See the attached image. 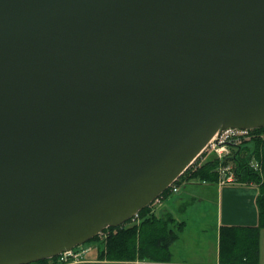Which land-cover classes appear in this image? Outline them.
<instances>
[{
  "label": "water",
  "instance_id": "95a60500",
  "mask_svg": "<svg viewBox=\"0 0 264 264\" xmlns=\"http://www.w3.org/2000/svg\"><path fill=\"white\" fill-rule=\"evenodd\" d=\"M260 127L264 0H0V264L125 224Z\"/></svg>",
  "mask_w": 264,
  "mask_h": 264
},
{
  "label": "trees",
  "instance_id": "16d2710c",
  "mask_svg": "<svg viewBox=\"0 0 264 264\" xmlns=\"http://www.w3.org/2000/svg\"><path fill=\"white\" fill-rule=\"evenodd\" d=\"M264 127L253 128L257 134L233 147L225 161L234 165L241 183L258 187L256 225L222 224L219 228V264H260L261 233L264 229ZM260 162L261 169L250 166L251 159ZM219 160L215 154L207 156L196 168H187L176 180L218 183ZM170 195L169 188L164 192ZM187 222L179 220L172 211L150 212L148 207L139 212V222L132 219L117 227H108V234L99 246L96 256L69 264H189L173 262V245L184 231ZM93 240H100L97 235ZM59 256L27 264H62ZM67 264V263H64Z\"/></svg>",
  "mask_w": 264,
  "mask_h": 264
},
{
  "label": "rangeland",
  "instance_id": "374dc122",
  "mask_svg": "<svg viewBox=\"0 0 264 264\" xmlns=\"http://www.w3.org/2000/svg\"><path fill=\"white\" fill-rule=\"evenodd\" d=\"M256 134L250 129L248 140ZM261 135L264 136V131ZM228 185L236 187L239 184L223 186ZM216 186L217 183L182 180L180 191L165 195L162 205L158 208V213L172 211L179 220L187 222L184 231L174 243V250L178 257L188 259V256H201L203 253L207 254L205 256L212 255L213 245L217 239L216 215L219 193ZM239 208L240 204L236 206V209ZM100 245H102L101 240L91 239L77 247H92L86 255L91 258L96 256ZM260 249V264H264V229L261 233ZM207 250L210 253L206 252Z\"/></svg>",
  "mask_w": 264,
  "mask_h": 264
},
{
  "label": "built area",
  "instance_id": "2783aa9c",
  "mask_svg": "<svg viewBox=\"0 0 264 264\" xmlns=\"http://www.w3.org/2000/svg\"><path fill=\"white\" fill-rule=\"evenodd\" d=\"M250 129H240V128H221L219 129L214 136L210 139L203 152L189 165L188 168H196L202 160L211 154H215L219 160L217 173L219 175L218 184L223 186L227 184L238 183L235 175L234 165L231 162H226V156L231 154L233 147L238 146L243 142L244 139H249ZM250 166L256 170H260V162L253 158L250 161ZM171 193L177 192L180 189L179 184L176 183V180L168 187ZM166 191V190H165ZM163 191L158 195L147 207L150 209V212H158V208L162 205L165 198ZM133 222H139V212L136 213L133 218ZM108 234V227L103 229L98 236L100 240H104ZM92 249V247H83L78 248L74 247L72 249L63 251L58 256V260L64 263L79 262L86 260L87 253Z\"/></svg>",
  "mask_w": 264,
  "mask_h": 264
},
{
  "label": "crops",
  "instance_id": "0c3cea01",
  "mask_svg": "<svg viewBox=\"0 0 264 264\" xmlns=\"http://www.w3.org/2000/svg\"><path fill=\"white\" fill-rule=\"evenodd\" d=\"M216 189L219 193L217 207V235L216 242L213 245L212 255L205 256H188V259L177 256L173 249L174 263H189V264H219V228L222 224L235 225H256L258 222V207L256 198L258 187L253 183H241L236 187L221 186L217 183ZM180 191V189H179ZM240 204V208L236 206ZM206 252H209L208 250ZM210 253V252H209Z\"/></svg>",
  "mask_w": 264,
  "mask_h": 264
}]
</instances>
